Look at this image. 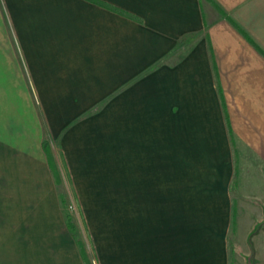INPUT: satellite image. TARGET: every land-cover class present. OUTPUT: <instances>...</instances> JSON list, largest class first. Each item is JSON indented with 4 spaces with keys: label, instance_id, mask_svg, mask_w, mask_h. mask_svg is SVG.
<instances>
[{
    "label": "crops",
    "instance_id": "1",
    "mask_svg": "<svg viewBox=\"0 0 264 264\" xmlns=\"http://www.w3.org/2000/svg\"><path fill=\"white\" fill-rule=\"evenodd\" d=\"M4 1L57 140L122 142L129 195L137 159L125 264H230L224 101L264 107V0Z\"/></svg>",
    "mask_w": 264,
    "mask_h": 264
},
{
    "label": "rangeland",
    "instance_id": "2",
    "mask_svg": "<svg viewBox=\"0 0 264 264\" xmlns=\"http://www.w3.org/2000/svg\"><path fill=\"white\" fill-rule=\"evenodd\" d=\"M226 97L225 106L239 105L235 94ZM232 107L230 264H263L264 107ZM42 108L0 0V264H125L139 231L137 159L130 196L122 142L65 148Z\"/></svg>",
    "mask_w": 264,
    "mask_h": 264
}]
</instances>
